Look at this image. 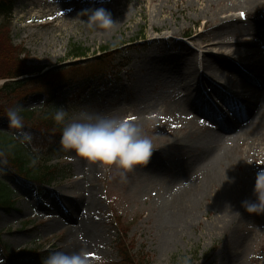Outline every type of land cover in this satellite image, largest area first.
I'll return each mask as SVG.
<instances>
[{
  "label": "rangeland",
  "instance_id": "1",
  "mask_svg": "<svg viewBox=\"0 0 264 264\" xmlns=\"http://www.w3.org/2000/svg\"><path fill=\"white\" fill-rule=\"evenodd\" d=\"M176 1L157 0L146 7L136 0H112L106 5L90 6H103L115 21L123 22L118 23L114 31H105L87 28L83 23L87 16H78L79 9L53 19L54 11L72 7L71 0H17L9 29L12 42L24 50L22 59L27 64L43 71L53 70L55 74L34 80L25 90L30 93L60 80L62 73L69 70L68 64L96 60L100 54L108 52L104 49L116 51L113 56L118 58V64L124 59L130 60L118 71L120 73L112 75L111 72V78H96L89 84L76 82L77 85L62 92L54 107L63 106L68 112L65 123L82 109L119 118L133 117L131 120L143 127L158 150L153 152L146 166L127 171L122 178L123 170L115 165L105 171L97 163L79 157L74 150L64 149L51 157L53 173L49 180L40 179L39 187L23 183L7 164L0 172V180L8 185L16 203L11 209L0 207V264H43L52 252L71 253L81 248L93 258L99 255L103 264H118L122 261L118 240L130 245L141 264H181L184 256L191 257V264H264V214H249L242 207V220L225 226V211L215 198L217 190L222 188L219 182L208 186V193L196 207L192 224L184 228L167 226L170 212L162 208L161 202L169 196L170 167L191 168L199 151L196 137L203 129L195 118L187 117L182 111L180 94L186 91L177 76L167 70L169 66L167 69L159 67L154 73L150 67L156 62L153 57L163 61H159L162 66L168 62V57L180 51L177 41L163 37H170L174 32L181 35L183 43L201 53L205 48L202 41L207 38L198 37L193 42L190 37L222 6L219 0H213L215 5L207 9L209 15H203L194 12V6L183 11L184 3ZM162 2L166 9L161 11ZM228 2L232 0H226ZM142 5L148 8L147 17L140 15ZM134 6L136 10L131 13ZM247 8L250 7L240 4L228 12L234 19L242 18L245 22ZM159 11L161 16L156 15ZM43 15L52 18L54 24L46 26ZM263 18L262 15L257 20ZM164 19L168 28L161 26ZM0 23H3L1 15ZM152 24L157 26V31L152 29ZM25 25L29 27L24 29ZM249 38L260 43L256 48L264 51V41L255 35ZM153 40L155 43L150 44ZM78 44L89 51L87 58L76 60L70 55ZM210 50L218 53L223 49L210 47ZM89 63L81 64L88 66ZM145 75L146 82L139 84ZM6 81L0 78V88ZM81 90L88 91L75 94ZM204 93L223 113L230 112L215 91L208 89ZM5 94L0 93L2 102L8 97ZM43 103L44 96L35 93L18 106L43 111ZM16 131L9 128L7 118L0 121V132L13 136L21 145L14 138ZM181 140L191 144V149L182 150L172 145L182 143ZM248 140L236 148V165L230 169V175L247 189L249 200H255L256 175L264 169L260 155L264 153V128L255 140ZM21 152L27 158L38 155V161L43 162V153H33L31 146L22 145ZM207 168V162L200 165V170ZM198 172L202 177L201 171ZM21 250L29 254L9 256ZM34 252L42 254L41 257L37 258Z\"/></svg>",
  "mask_w": 264,
  "mask_h": 264
},
{
  "label": "bare ground",
  "instance_id": "2",
  "mask_svg": "<svg viewBox=\"0 0 264 264\" xmlns=\"http://www.w3.org/2000/svg\"><path fill=\"white\" fill-rule=\"evenodd\" d=\"M108 1L112 0H85V2L71 0L72 7H65L61 12L54 11L53 19L56 15L72 14L77 9L90 8L92 5H106ZM155 1L157 0H136L145 3L146 7H151ZM177 1L184 3L183 11L194 6V12L203 15H209L208 7L215 5L213 0H195L197 4H194L193 0ZM219 1L222 4L221 10L215 11L212 14L213 18H206L201 29L190 37L193 42H196L198 37L207 38L206 41H202L205 48L201 53L193 46L183 43L181 35L174 32L170 37H163L177 41L180 51L168 57V62L162 66L159 61H163L153 57L156 62L150 67L151 73H154L159 67L167 69L166 66H169L167 70L177 76V80H180L186 91L185 94H180L182 111L187 117L195 118L203 129L200 136L196 137L199 140L196 149L199 151L191 168L170 167L169 196L163 198L161 202L162 208L169 209L170 212V217L166 221L169 227L184 228L193 223L196 207L206 196L208 186L213 182H219L222 187L217 190L215 198L218 199L220 208L225 211V226L242 220L244 211L241 204L249 200L247 189L237 182L236 177L232 179L230 169L236 165V148L244 141H249V138L255 140L264 128V51L256 48L261 46L260 43L249 38L250 35H255L262 42L264 41V18L261 21L257 20V17L264 16V0H238V2L232 0L228 3L226 0ZM240 4L250 7L245 14L248 24L246 21H241L242 18L234 19L233 14L228 12L229 9ZM160 5L161 11L166 9L163 2ZM135 8L134 6L131 13L136 10ZM140 11V15L147 17L148 8L142 5ZM160 14V11L156 13L158 16H161ZM25 18H28L27 15ZM43 18L47 20L44 23L46 26L54 24L52 18H46V15H43ZM162 22L161 26L169 27L165 19ZM122 23L119 22V25ZM28 27L29 25H25L24 29ZM152 29L157 31V26L152 24ZM154 43L153 40L150 44ZM210 47H220L224 51L220 50L221 52L216 53L212 51L213 49L210 50ZM255 56L259 59L255 60ZM252 66L253 71L250 70ZM145 76L139 80V84L146 82L147 76ZM208 89L219 95L229 113H223L206 97L204 90ZM214 130L219 133L216 135ZM181 141L182 143L179 141L172 145L182 150L191 149V144L185 143V140ZM260 155H262L261 161L264 162V153ZM204 162L208 165L205 171L200 170V165ZM197 169L201 171L202 177ZM226 176L227 181H225Z\"/></svg>",
  "mask_w": 264,
  "mask_h": 264
},
{
  "label": "trees",
  "instance_id": "3",
  "mask_svg": "<svg viewBox=\"0 0 264 264\" xmlns=\"http://www.w3.org/2000/svg\"><path fill=\"white\" fill-rule=\"evenodd\" d=\"M17 0H0V15L3 16V23H0V78L8 79L0 88V93L5 92L7 99H0V121L3 118H7V110L12 107H17L19 103L29 98L30 95L35 93H41L44 96L45 109L32 111L27 108L21 111V115L24 117L25 125L27 129H30L35 137V145L38 146L43 153V162H37L34 167H30V154L29 158L22 154L21 145L14 141L13 136L0 132V152L4 153V158L7 159L8 164L15 170L13 173L24 182L38 183L40 179H47L50 175L52 168L49 165L51 157L59 151H63V147L60 144V137L62 134L63 124H58L54 120L56 107L54 104L57 99L61 97L62 92H65L68 87L79 83L89 84L96 78H104L108 76L107 70L104 68L109 66L112 62L111 70L116 69V59L114 51L104 49L108 53L99 55L96 60L77 62L75 64L68 65L66 73H62L60 80L53 81L52 84L44 85L43 88L36 89L28 93L25 88L34 80L42 79L45 76H53L54 71H45L41 74L42 69L32 67L25 59H22L23 49L17 47L10 37V25L11 18L15 12ZM70 55L74 58H86L88 56L87 49H84L82 45L78 44L71 50ZM91 59V58H88ZM88 64L84 66L83 64ZM95 64H92V63ZM92 64V65H91ZM124 65V63H122ZM116 71V70H115ZM53 72V73H52ZM60 73V72H59ZM85 90L83 92H87ZM77 91L75 94L83 93ZM73 96H75L73 94ZM83 96V95H82ZM11 190L8 185L0 180V207L5 209L13 208L16 201L10 196ZM118 250L120 256H122V262L120 264H141L139 256L134 253L132 248L126 242L122 240L117 241ZM21 254L28 255V252L21 250L17 255L10 254L11 257H17ZM37 258L42 254L34 252Z\"/></svg>",
  "mask_w": 264,
  "mask_h": 264
},
{
  "label": "clouds",
  "instance_id": "4",
  "mask_svg": "<svg viewBox=\"0 0 264 264\" xmlns=\"http://www.w3.org/2000/svg\"><path fill=\"white\" fill-rule=\"evenodd\" d=\"M78 16H87L83 23L89 29H102L111 31L115 29L118 21L113 19L112 13L103 6L82 9ZM22 108L12 107L7 110L9 128L17 130L14 138L21 145L31 146L33 153H39L40 148L35 145L34 134L26 128ZM68 112L63 106L55 111L54 120L63 124L60 144L65 150H74L84 159L97 163L108 171L115 165L123 178L127 171L138 166H146L155 150L153 139L147 135L143 127L130 119L119 118L107 114L93 113L82 109L76 116L65 123ZM39 156L30 157V167H34ZM8 164L4 153L0 152V172ZM228 177L226 176V180ZM219 190V189H218ZM253 194L255 200H245L241 206L249 214H264V169L256 175ZM239 213V212H237ZM43 264H103L102 258H94L84 248L71 253L64 251L52 252ZM181 264H191V257L184 256Z\"/></svg>",
  "mask_w": 264,
  "mask_h": 264
},
{
  "label": "snow or ice",
  "instance_id": "5",
  "mask_svg": "<svg viewBox=\"0 0 264 264\" xmlns=\"http://www.w3.org/2000/svg\"><path fill=\"white\" fill-rule=\"evenodd\" d=\"M243 15H244V14H243V13H241V16H243ZM129 119L131 120V119H134V118H133V117H130ZM201 123H203V121H202Z\"/></svg>",
  "mask_w": 264,
  "mask_h": 264
}]
</instances>
